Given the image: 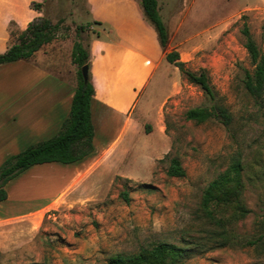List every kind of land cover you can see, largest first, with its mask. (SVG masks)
Instances as JSON below:
<instances>
[{
    "label": "rangeland",
    "instance_id": "rangeland-1",
    "mask_svg": "<svg viewBox=\"0 0 264 264\" xmlns=\"http://www.w3.org/2000/svg\"><path fill=\"white\" fill-rule=\"evenodd\" d=\"M159 6L170 37L166 49L145 17L142 0H0V53L18 41L31 21L41 16L60 21L57 37L35 60L77 86L79 67L72 51L82 40L90 62L107 79L110 111L130 115L124 136L130 149L120 167L124 174H114L100 196L59 200L40 216L31 244L0 252V264H105L112 255L136 253L161 241L193 243V254L183 264H264V242L248 244L264 234V94L256 99L244 86L245 69L253 66L242 32L247 23L264 52V0H159ZM25 18L29 21L21 24ZM174 50L188 69L207 71L217 101L232 112L229 128L218 119L198 123L186 118L188 109L212 101L167 61L166 53ZM9 65H0V110L23 93L12 84L26 70ZM120 117L113 112L107 123L94 117L103 142L120 132ZM237 149L244 153V200L250 212L231 227L235 239L217 246L218 228L202 216L200 203L204 189ZM174 156L181 159L184 177L166 173ZM60 176L50 166L37 165L9 180L5 189L11 198L0 213L48 203L60 191ZM108 176L99 175V188ZM44 179L50 180L41 183Z\"/></svg>",
    "mask_w": 264,
    "mask_h": 264
},
{
    "label": "trees",
    "instance_id": "trees-1",
    "mask_svg": "<svg viewBox=\"0 0 264 264\" xmlns=\"http://www.w3.org/2000/svg\"><path fill=\"white\" fill-rule=\"evenodd\" d=\"M42 8L43 3H34ZM145 17L157 31L163 48L169 44V31L161 17L159 0H142ZM60 21L53 22L47 16H41L31 21L26 29L18 36V41L6 51L0 53V65L29 59L45 44L52 42L58 35ZM86 30V26L78 27L79 32ZM242 32L245 36L244 46L251 59L252 68L245 69L243 78L247 92L258 99L264 94V52L254 39L247 23ZM166 59L177 66L186 78L202 88L211 99L210 106H198L186 111V118L198 123L210 119H218L227 128L233 121L232 112L227 106L217 101L210 78L205 69L199 72L188 69L178 51L166 53ZM72 61L79 67L78 84L72 100L71 110L64 120L60 131L53 137L31 144L24 150L8 157L0 168V201L8 197L6 183L36 164L48 162L73 163L83 159L94 151L95 126L92 117V102L96 94L95 85L89 71L88 82L82 76V67L91 65L87 44L82 40L75 42L72 51ZM244 153L237 149L230 157L227 167L218 174L204 189L200 208L202 216L209 223L217 226V246H223L235 239L232 226L244 218L250 209L244 200L245 170ZM168 176L184 177L186 170L182 166L180 157L174 156L166 171ZM126 202L129 201L128 192H121ZM228 212V215L225 214ZM264 234L259 238L248 241L255 245L264 242ZM220 240V241H219ZM178 245L161 241L142 247L136 253H117L108 258L105 264H183L193 254V243ZM191 244V245H190ZM24 264H47L44 261H33Z\"/></svg>",
    "mask_w": 264,
    "mask_h": 264
},
{
    "label": "crops",
    "instance_id": "crops-1",
    "mask_svg": "<svg viewBox=\"0 0 264 264\" xmlns=\"http://www.w3.org/2000/svg\"><path fill=\"white\" fill-rule=\"evenodd\" d=\"M28 21L25 18L21 24ZM35 58V56L29 58L31 62L26 61L28 59H20L8 63L11 64L9 67L18 66V68L25 69L26 74L19 83L12 84L14 91L21 89L23 93L11 97L9 105L0 110L2 119L0 121V163L11 155L21 152L31 143L55 135L60 131L64 120L70 113L76 86L69 79L58 77L57 73L42 65ZM90 71L96 89L92 102L93 119L96 116L97 122L107 123L114 112L122 116L120 119L123 118V126L117 136L108 142H103L99 138L100 132L95 129L94 151L81 160L68 164L61 162L36 164L16 176L30 173L37 165L50 166L51 171L61 174L62 186L58 194L46 204L24 211L0 213V252L2 253L16 251L30 245L39 231L38 224L42 220L40 216L44 215L47 209L59 200L95 198L102 195L105 188L110 186L114 174H124L120 171V167L130 149V143H126L124 139L125 133L130 128V115L127 114L124 117V114L118 110L110 111L107 100V79L104 72L92 63ZM94 104H96V110H94ZM115 155L118 156V160L114 159ZM116 160L118 166L114 170L113 164ZM101 174H109L110 179L105 186L99 188L98 177ZM49 180L44 179L40 182H49ZM10 198L11 194L8 190V197L0 201L1 210L3 204Z\"/></svg>",
    "mask_w": 264,
    "mask_h": 264
},
{
    "label": "water",
    "instance_id": "water-1",
    "mask_svg": "<svg viewBox=\"0 0 264 264\" xmlns=\"http://www.w3.org/2000/svg\"><path fill=\"white\" fill-rule=\"evenodd\" d=\"M81 71H82V76H83V78H84V81H85V82H88V80H89V71H90V67H89V65H88V64H85V65L82 67Z\"/></svg>",
    "mask_w": 264,
    "mask_h": 264
}]
</instances>
